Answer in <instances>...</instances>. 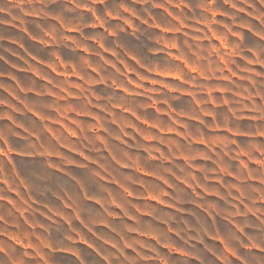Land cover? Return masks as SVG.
Returning a JSON list of instances; mask_svg holds the SVG:
<instances>
[{"label":"rangeland","instance_id":"374dc122","mask_svg":"<svg viewBox=\"0 0 264 264\" xmlns=\"http://www.w3.org/2000/svg\"><path fill=\"white\" fill-rule=\"evenodd\" d=\"M0 264H264V0H0Z\"/></svg>","mask_w":264,"mask_h":264}]
</instances>
